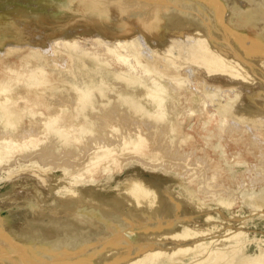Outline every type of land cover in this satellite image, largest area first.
Segmentation results:
<instances>
[{
    "label": "rangeland",
    "instance_id": "obj_1",
    "mask_svg": "<svg viewBox=\"0 0 264 264\" xmlns=\"http://www.w3.org/2000/svg\"><path fill=\"white\" fill-rule=\"evenodd\" d=\"M165 1L0 0V264H264V0Z\"/></svg>",
    "mask_w": 264,
    "mask_h": 264
},
{
    "label": "bare ground",
    "instance_id": "obj_2",
    "mask_svg": "<svg viewBox=\"0 0 264 264\" xmlns=\"http://www.w3.org/2000/svg\"><path fill=\"white\" fill-rule=\"evenodd\" d=\"M212 1H214V0H212ZM210 2L209 4H206L205 6H203L202 4H200V3H197V2H195L194 0H186V2H187V4L189 3V5H194V4H196L195 6H193L194 8H195V10L199 13V14H201V15H203V16H205V14H206V12H209L208 14L210 15V13L211 12H216V9H217V7H218V5L217 4H215L214 2ZM204 2V1H203ZM200 5H202V7H199ZM176 6V4H175V1L174 0H166L165 1V5L163 6V8H164V11L165 12H167L169 9H172V8H174ZM162 8V9H163ZM214 14V13H213ZM228 15V14H227ZM235 14L234 13H231V14H229V18H228V23H227V25L231 28V29H229V30H231V31H233V27H232V22H231V20H232V17L234 16ZM76 16V15H75ZM263 16V15H262ZM262 16H261V18H262ZM226 18V19H227ZM86 24L87 25H91V22H89V20H87V22H86ZM105 25H107V24H105ZM226 25V26H227ZM125 29H126V27H124ZM263 29V28H262ZM127 30V29H126ZM126 30H124V31H126ZM58 32L56 33V35H57V37L59 38V36H58ZM227 37V36H226ZM54 36H52V40H51V42H55L54 41ZM250 39H251V41H253V43H255V44H257V42H256V40H257V38H255V37H253V34H251L250 35ZM0 41H3V42H6V45L7 44H9L10 45V43H8V40L7 41H5V38L4 37H0ZM225 42V41H224ZM227 42H229L230 43V41L229 40H227ZM226 42V43H227ZM49 44V43H48ZM225 44V43H224ZM232 44V43H231ZM230 44V45H231ZM258 46H260V45H258ZM258 46L255 48V51H253V53L254 52H256V53H258L260 50H259V48H258ZM109 52H110V50H109ZM211 53V52H210ZM214 54H215V52H214ZM248 54H250V56H251V53H248ZM112 55V54H111ZM216 55V54H215ZM253 55V54H252ZM219 56V55H218ZM218 56L216 57V58H218ZM221 56V55H220ZM245 56H247L246 54H245ZM26 58V57H25ZM25 58H23V59H25ZM216 58H214L215 60H216ZM241 58V57H240ZM220 59H222V57L220 58ZM239 59V58H238ZM248 59V58H247ZM250 59V58H249ZM242 60H244V61H246L247 62V60H245V59H243L242 58ZM252 60V59H251ZM25 61V60H24ZM240 61V60H239ZM22 62H23V60H22ZM243 62V61H242ZM243 63H245V62H243ZM249 63V62H248ZM246 64V63H245ZM243 64H241L239 67H241ZM245 66V65H244ZM244 66L242 67V68H244ZM261 69V68H260ZM263 71V73H264V70H262ZM35 72H37V71H35ZM243 72H244V69H243ZM39 73H41L40 72V70H39ZM39 73L37 72V75H39ZM242 75V74H241ZM244 76V75H243ZM43 79V78H42ZM39 84V83H38ZM30 93H32L31 91H30ZM39 94H33V101L35 102H37V103H39V102H41V101H37V99H41V98H39ZM149 96V95H148ZM149 98H154V95H150L149 96ZM81 99L83 100V102L85 103V102H88L89 100H90V94L89 93H87V95H82L81 96ZM31 101H32V99H30ZM36 102H35V105H36ZM0 117H4L5 118V124H6V126H9V127H12V126H14L15 125V122L16 121H18L20 118H21V113L19 112V111H17L16 110V108H15V106L14 105H11V104H9L8 103V100H6V99H4L3 101H0ZM46 126H48V125H46ZM140 144H141V142L139 143V145L138 146H136V147H134V150L136 151V152H139L140 151ZM110 151L109 150H106V151H104L102 154L100 153V154H97V161L95 162V164H99L100 163V161L102 160V158L104 157L103 155L104 154H107V153H109Z\"/></svg>",
    "mask_w": 264,
    "mask_h": 264
}]
</instances>
